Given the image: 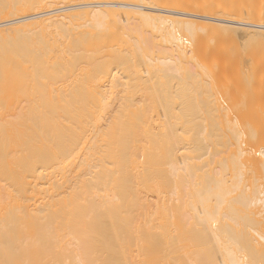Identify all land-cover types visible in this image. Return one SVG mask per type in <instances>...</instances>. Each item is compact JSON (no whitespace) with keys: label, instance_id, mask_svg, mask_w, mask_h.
Segmentation results:
<instances>
[{"label":"bare ground","instance_id":"1","mask_svg":"<svg viewBox=\"0 0 264 264\" xmlns=\"http://www.w3.org/2000/svg\"><path fill=\"white\" fill-rule=\"evenodd\" d=\"M192 1L0 0V264H264V20Z\"/></svg>","mask_w":264,"mask_h":264},{"label":"rangeland","instance_id":"2","mask_svg":"<svg viewBox=\"0 0 264 264\" xmlns=\"http://www.w3.org/2000/svg\"><path fill=\"white\" fill-rule=\"evenodd\" d=\"M186 1H187V0H186ZM188 1H189V0H188ZM191 1H192V0H191ZM193 1H194V0H193ZM193 1H192V2H193ZM202 1H206V0H201V2H202ZM214 1H215V2H214ZM216 1H217V0H213V1H211V2H213L214 4H216ZM222 1H223V0H222ZM224 1H225V0H224ZM229 1H230V2H229ZM229 1L227 0L226 2H229V3H231L232 5H234L233 7H235V8L237 7V4H236V3L239 2V0H238V2L235 1V0H229ZM251 1H252V0H243V2H244V3H243L242 0H241L240 2H242L243 5H246V3H249V4H250ZM195 2H196V0H195L194 3H193L194 5H195ZM199 2H200V0H199ZM207 2H208V0H207ZM211 2H210V3H211ZM226 2H225V4H226ZM235 2H236V3H235ZM240 2H239L238 4L242 5ZM162 3H163V2H162ZM164 3H165V2H164ZM202 3H203V2H202ZM202 3H198V5H199V4H200V5H205V4H206V2H204L203 4H202ZM217 3H218V1H217ZM219 3H220V1H219ZM229 3L226 4V5H228L227 7H230V6H231V4H229ZM233 3H235L236 6H235V4H233ZM252 3H253V4L255 3V4L253 5ZM252 3H251V4H252L253 6H255V7H250L251 4H250V6H248V4L246 5V7L248 6V7H247L248 9L250 8L249 10H248L247 8H244L243 5H242L243 7L240 6V5H239V6L241 7V9L243 8L242 10L246 9V10H244V11H245V12H246V11L249 12V13H247V12H246V13L252 15L253 17H254V15H253L254 13H255V15H256V14H258V13H256V12H259V17L262 18L261 21L264 20V18H263L264 16H262V15H264V14H262V13H264V12H263V11H264V0H253ZM208 4H209V2H208ZM225 4L223 3V4L221 5V3H220V4H218V6H219V7L226 6ZM259 4H260L261 6H260ZM196 5H197V2H196ZM206 5H207V4H206ZM209 5H210V4H209ZM211 5H212V4H211ZM216 5H217V4H216ZM220 5H221V6H220ZM229 5H230V6H229ZM212 6H214V5H212ZM218 6H217V8H218ZM233 7H230V9L233 10ZM240 7L234 9L233 11L235 12V10L239 9V10L242 12V10L240 9ZM260 7H261L262 9H261ZM213 8H216V7H213ZM253 8H254V9H253ZM252 9L255 10V11L252 12ZM260 9H261V10H260ZM239 10H237L236 12L239 13V12H240ZM236 12H235V13H236ZM245 12H243V13H245ZM243 13H242V14H243ZM246 16H247V15H246ZM246 16H242V18H238V17H237V18H238V19H242V20L244 19V20H245V19H248V16H247V17H246ZM252 16H251V17H252ZM261 16H262V17H261ZM253 17H252V19H251L252 22H260V18H259V20H257V19H258L257 16H255V18H253ZM256 18H257V19H256ZM253 19H255V21H254ZM151 31H152V30H150V32H151ZM154 31L156 32V30H154ZM148 32H149V30L147 31V34H148ZM150 32H149V33H150ZM155 32H154V33H155ZM158 32H159V31H157V33H158ZM152 33H153V31H152ZM152 33H151V34H148V35H152V36H155V37L157 36L156 38H158V37H159L158 34L161 33V32H159V33L156 34V35H153L154 33H153V34H152ZM152 36H151V38H152ZM149 37H150V36H149ZM155 37H153V38H155ZM153 38H152V40H153ZM156 38H155V39H156ZM155 39H154L153 41H157V40H155ZM159 40H160V38H159ZM159 40H158V43L160 44V43H161V40H160V41H159ZM226 42H227V44H228V41H226ZM158 43H156L157 45L155 44L156 46L153 47V50H156V48H157V46H158ZM229 43H230V42H229ZM232 43H233V42H232ZM201 44H202V46H201L200 48L203 50L205 44H204V45H203V43H201ZM227 44H226V46H228L229 49H230V47L233 46V45H232V46H229V44H228V45H227ZM155 47H156V48H155ZM216 47L218 48V45H215V48L212 47L211 50H210V48H209V49H208V48H205V50H207V51H205L206 54L204 53V50H203V52H202L203 55H199V54H201V52H198V55H199L198 57L202 56V57L205 58V59H209V61H212L213 64H215V62H217L218 58L220 59V61L223 60V57H222L221 55H219V51H218V49H217ZM219 48H220V47H219ZM201 49H200V50H201ZM216 49H217L218 52H217V51L215 52ZM231 49H232V48H231ZM233 49H234V46H233ZM200 50H199V51H200ZM227 50H228V48H227ZM227 50H226V51H227ZM211 52H212L213 54L216 53V55H212V54L210 55L209 53H211ZM232 52H233V51H232ZM230 53H231V52H230V50H229V54H230ZM217 54H218V56H217ZM205 55H206V57H205ZM212 56H215V57H212ZM220 56H221V57H220ZM207 57H208V58H207ZM209 57H210V58H209ZM200 58H201V57H200ZM203 58H202V59H203ZM212 58H217V59H215L216 61L214 62V60H213ZM218 63H220V62L218 61ZM213 64H212V65H213ZM142 67H143V66H142ZM142 67H141V69H142ZM192 67H193V66H192ZM215 67L218 68V66H215Z\"/></svg>","mask_w":264,"mask_h":264}]
</instances>
